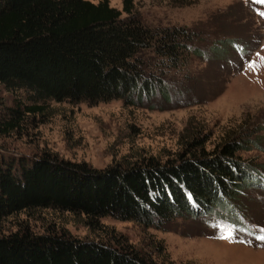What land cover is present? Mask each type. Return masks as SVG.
I'll use <instances>...</instances> for the list:
<instances>
[{
	"label": "trees",
	"instance_id": "16d2710c",
	"mask_svg": "<svg viewBox=\"0 0 264 264\" xmlns=\"http://www.w3.org/2000/svg\"><path fill=\"white\" fill-rule=\"evenodd\" d=\"M122 3L119 10L110 0H0V84L24 91L32 103L17 101L7 116L0 115L2 131L19 128L26 114L43 110L39 103L48 100L134 104L157 90L168 96L161 78L147 71L142 52L152 50L177 66L193 34L184 27L153 31L136 13L134 0ZM224 44L246 53V44L232 39L214 45L213 54L223 58ZM190 51L201 55L198 48ZM253 143L234 138L207 151L196 140L175 159L148 157L105 169L48 152L0 155V223L39 208L84 214L91 223L112 216L162 225L187 214H217L236 223L240 214L233 201L264 179V171L238 155ZM0 264L156 263L128 241L25 228L0 233Z\"/></svg>",
	"mask_w": 264,
	"mask_h": 264
},
{
	"label": "rangeland",
	"instance_id": "374dc122",
	"mask_svg": "<svg viewBox=\"0 0 264 264\" xmlns=\"http://www.w3.org/2000/svg\"><path fill=\"white\" fill-rule=\"evenodd\" d=\"M134 1L136 13L149 28L162 32L184 27L193 34L187 44L201 52L194 54L188 46L177 66L152 50L142 52L147 71L161 78L168 96L157 90L134 104L123 99L40 102L44 109L26 114L19 128L7 133L0 129V155L34 157L48 152L105 169L148 157L175 159L196 140L211 151L235 138L254 140L238 155L264 171V17L259 15L264 3ZM110 4L123 9L122 0ZM232 39L246 44V53L224 44L223 58L213 54L214 45ZM17 101L32 104L24 91L11 92L0 84V115L7 116ZM233 205L240 214L236 223L217 214H187L150 226L112 216L91 223L84 214L39 208L7 217L0 233L28 228L36 234L128 241L156 264H264V241L257 239L264 235V179L243 189ZM228 230L234 239H220Z\"/></svg>",
	"mask_w": 264,
	"mask_h": 264
},
{
	"label": "snow or ice",
	"instance_id": "6c2138e0",
	"mask_svg": "<svg viewBox=\"0 0 264 264\" xmlns=\"http://www.w3.org/2000/svg\"><path fill=\"white\" fill-rule=\"evenodd\" d=\"M256 3H264V0H255ZM260 16L264 17V12L259 13ZM249 67H252V65L250 64ZM218 227H224V226H218ZM262 232H264V229L261 230ZM220 239H225V240H233V232L231 230L227 231L226 235H221L219 237ZM258 240L264 241V235H261L259 237H257ZM240 243H244V241H239Z\"/></svg>",
	"mask_w": 264,
	"mask_h": 264
}]
</instances>
